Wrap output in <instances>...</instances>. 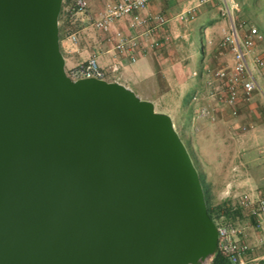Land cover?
<instances>
[{
    "label": "water",
    "instance_id": "95a60500",
    "mask_svg": "<svg viewBox=\"0 0 264 264\" xmlns=\"http://www.w3.org/2000/svg\"><path fill=\"white\" fill-rule=\"evenodd\" d=\"M63 0H0V264H211L219 234L172 118L72 80Z\"/></svg>",
    "mask_w": 264,
    "mask_h": 264
},
{
    "label": "built area",
    "instance_id": "2783aa9c",
    "mask_svg": "<svg viewBox=\"0 0 264 264\" xmlns=\"http://www.w3.org/2000/svg\"><path fill=\"white\" fill-rule=\"evenodd\" d=\"M153 0H117L107 3L97 17L91 18L92 27L105 34V42L111 46L116 56L126 57L131 64L136 62L138 55L144 51H157L172 41V36L164 33L169 19L163 15L148 14V5ZM210 0H194L188 8L176 16L182 24H189L196 18L197 10ZM222 15L227 17L231 24L228 30L223 31L219 42L218 57L224 51L230 50L234 64L216 69H206L202 74L198 71L190 73L191 78L202 75L204 91L195 92L191 96L193 104L200 105L199 119L215 123L218 120V106L230 108L231 116L235 117L238 106L249 102L253 94L259 90L256 74L264 72V57L255 53L258 45L263 41L261 32L244 22H237L241 13V6L236 0H221ZM66 13L73 22H79L81 16H89L87 0H72L66 7ZM128 19V29L131 34L117 30L112 32L115 23ZM162 33L155 38L156 33ZM81 34L77 29L67 36L72 45L78 44ZM120 64H112L107 68L99 65L95 56L78 64L73 68H66V73L72 80L97 79L107 82H117ZM216 101L215 105L210 102ZM219 109V110H218ZM243 131H247L243 128ZM238 207L245 210L255 221L257 229L263 225L264 194L254 196L244 194L238 198ZM230 211H236L235 206H228ZM219 250L231 264H250L248 255L250 245L244 240L245 229L226 220L225 212L219 214L218 222Z\"/></svg>",
    "mask_w": 264,
    "mask_h": 264
},
{
    "label": "crops",
    "instance_id": "0c3cea01",
    "mask_svg": "<svg viewBox=\"0 0 264 264\" xmlns=\"http://www.w3.org/2000/svg\"><path fill=\"white\" fill-rule=\"evenodd\" d=\"M116 1L87 0L89 16H81L79 19L80 41L78 44L72 45L66 37L61 42L66 68H73L87 61L92 56L97 57L102 68H107L109 65L116 63L120 64L117 83L131 89L139 98L151 101L157 112L168 114L177 130L176 116L180 115V113L182 114L184 108L191 105L190 98L195 92L204 91L202 75L198 78H191L190 73L198 71L202 74L204 70L210 68L203 47L217 39L215 36L216 22H214L213 9L222 6V2L221 0H210L197 10L194 23L182 24L176 20V16L186 10L194 0L151 1L148 5V14L163 15L170 20L164 28V33L171 35L172 41L160 50L141 52L136 62L131 64L126 57L115 55L111 46L105 42V34L95 30L89 19V17H97L107 3ZM236 1L242 6V13L245 14L248 9L245 3H241L240 0ZM117 30L123 31L125 34H131L128 29V19L115 23L112 27V32ZM161 35L162 33L158 32L155 34V38H160ZM199 39H203L204 43L201 50L199 49ZM191 40L193 42H190ZM194 45L197 46L198 51L195 55H192L191 48ZM186 64H190V68L185 67ZM233 64L234 60H231L227 66ZM189 80H194L195 82L186 84ZM181 95L184 98L180 105L169 107L165 104L166 100L178 99ZM222 109L218 111L220 117L223 118L226 114L228 116L231 115H229L230 108L224 107ZM244 112L248 116L257 115L256 108L253 106L245 107ZM217 141L219 143L222 142L220 139ZM199 169L206 181V170L200 166ZM206 186L212 191L211 183L206 181ZM263 194L264 192H259V196ZM262 219L263 225L260 229H255L253 224L252 232H245L243 237L251 248L248 255L250 264H264V216Z\"/></svg>",
    "mask_w": 264,
    "mask_h": 264
},
{
    "label": "rangeland",
    "instance_id": "374dc122",
    "mask_svg": "<svg viewBox=\"0 0 264 264\" xmlns=\"http://www.w3.org/2000/svg\"><path fill=\"white\" fill-rule=\"evenodd\" d=\"M240 1L245 3L248 9L245 14L241 9V13L236 18L237 22H244L248 27L253 26L261 32L263 41L258 45L255 53L264 57V14L260 11L264 7V0ZM221 9L222 6L213 9L217 39L204 47L203 39L198 41L199 49L203 47L207 55L211 70L227 66L233 60L230 50L224 51L223 56L218 57L223 29L228 30L231 24L228 18L222 15ZM197 51L198 48L194 45L191 48L192 55ZM189 65L186 64L185 67L190 68ZM256 78L259 82V90L253 94L249 102L238 107L235 117L230 113V116L226 114L223 118L219 115L215 123L199 119L201 106L192 102L184 108L182 114L176 116L177 132L190 149L196 164L207 172L206 181L212 184V198L215 205L224 204L227 207L237 208L240 196L244 194L259 196L260 191L264 192V72L256 74ZM190 82L195 81L189 80L186 84ZM183 98L184 96L181 95L178 99L166 100L165 104L169 107L180 105ZM215 102L212 101L210 104L215 105ZM250 106L256 108L257 115L248 116L244 112V108ZM218 107L224 109V106ZM243 128L247 131H243ZM219 139L222 140L221 143L217 141ZM230 214L226 220L244 228L245 232H252L254 225L257 229L255 221L245 210L237 208Z\"/></svg>",
    "mask_w": 264,
    "mask_h": 264
},
{
    "label": "trees",
    "instance_id": "16d2710c",
    "mask_svg": "<svg viewBox=\"0 0 264 264\" xmlns=\"http://www.w3.org/2000/svg\"><path fill=\"white\" fill-rule=\"evenodd\" d=\"M71 0H63L62 10L58 17V29L60 33V41L62 42L70 33L78 29L79 22H73V20L70 18V16L66 13L65 9L71 4ZM264 14V7L260 10ZM182 139V138H181ZM183 141V140H182ZM184 142V141H183ZM185 144V142H184ZM186 146V144H185ZM189 155L193 161V164L195 168L198 171L203 190L205 193V200L207 205V211L208 215L215 222V224L218 226L217 218H219V214L221 212H225V217L228 219L230 217V209L227 208V206L223 205H215L213 203L212 198V191H210V188L206 186V181L202 177L201 171L199 169V166L194 161L190 149L186 146ZM211 264H231V262L222 254V252L219 250L216 257L214 258L213 262Z\"/></svg>",
    "mask_w": 264,
    "mask_h": 264
}]
</instances>
